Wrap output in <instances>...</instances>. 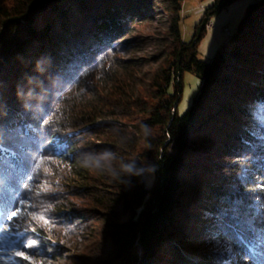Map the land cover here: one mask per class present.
Here are the masks:
<instances>
[{
  "label": "trees",
  "instance_id": "obj_1",
  "mask_svg": "<svg viewBox=\"0 0 264 264\" xmlns=\"http://www.w3.org/2000/svg\"><path fill=\"white\" fill-rule=\"evenodd\" d=\"M181 1L0 0L1 217L25 200L37 168L30 154L51 156L92 205L91 264H221L227 253L208 235L228 240L231 264H264V200L243 198L252 175L264 191V166L251 172L234 159L264 152V125L249 124L243 109L264 100V0L245 7L208 61L197 44L234 0H213L188 42ZM154 13L167 15L169 50L147 78L135 27ZM184 72L200 86L179 114ZM56 207L59 221L82 218Z\"/></svg>",
  "mask_w": 264,
  "mask_h": 264
},
{
  "label": "rangeland",
  "instance_id": "obj_2",
  "mask_svg": "<svg viewBox=\"0 0 264 264\" xmlns=\"http://www.w3.org/2000/svg\"><path fill=\"white\" fill-rule=\"evenodd\" d=\"M212 1H181L179 28L183 41L191 40L195 25L200 21L205 8L210 6ZM254 1L257 0H234L210 17L206 31L197 44L199 60L208 61L219 47L228 44V38L236 30L245 7ZM166 18V14L159 16L154 13V19L142 22L135 27L136 33H134L141 35L142 38L138 42L139 51L134 55L147 58L144 68L147 78L156 75L158 65L164 60V56L161 55L168 49L163 44L167 33ZM156 59L157 63H153ZM181 80L183 90L178 104L179 114L188 107L191 98L198 92L200 86L199 79L191 72H184ZM141 94L146 96L144 91ZM243 109L249 124L253 123L255 127L259 128L264 125V100L249 99V103L245 104ZM102 121L99 120L100 123ZM255 127L251 129L252 132H255ZM242 128L248 133L251 125H242ZM149 133H153V131ZM141 146L145 147L144 144ZM45 153H50L48 148ZM30 155V160H36L37 168L35 174H32L33 178L31 176L32 179L30 178V181L26 183L23 204L17 203L14 198L4 216L1 217L0 211V264H29V261L15 255L17 251H24L26 255L30 256L32 264H91V251L96 248V245L94 235L89 236L88 232L97 226L91 211L92 205L86 198H82L80 193L75 194L74 191H71L76 182L68 173V165L59 164L51 156L34 158L32 154ZM259 156H255L249 151L242 157L234 159L240 160L238 162L248 168V171L255 172L260 170V166H264V162H262L264 160H260L264 158V152ZM225 160L233 159L231 157ZM225 160L224 162H226ZM153 175V170L150 168L143 172L142 178L145 187L151 186ZM188 179L191 180V177L188 176ZM245 192L246 195L243 192L245 202L253 200L258 205V201L261 203L264 200L261 195L264 194V191H262V186L256 175H252L250 182H245ZM52 206L63 210L73 209L75 214L82 218L69 222L67 221L69 219L59 221L55 217ZM12 211L17 212L16 217H11ZM206 238L209 239V243H212L213 247L211 248L217 247L215 252L227 253L221 264H231L228 258L231 257L233 248L230 243H227L228 240L226 242L215 239L211 235ZM189 261L190 264L195 263L196 257H191Z\"/></svg>",
  "mask_w": 264,
  "mask_h": 264
},
{
  "label": "snow or ice",
  "instance_id": "obj_3",
  "mask_svg": "<svg viewBox=\"0 0 264 264\" xmlns=\"http://www.w3.org/2000/svg\"><path fill=\"white\" fill-rule=\"evenodd\" d=\"M25 187H27V185H25ZM17 216V212L16 211H12L11 212V217H16ZM11 217H9V219H11ZM41 219H43V217H41ZM45 223H47V221L45 220ZM32 231H35V229H32ZM33 243H35V241H33ZM15 255L17 257L22 258L23 260L29 261V264H32V259L30 256L26 255L24 251H17L15 253Z\"/></svg>",
  "mask_w": 264,
  "mask_h": 264
}]
</instances>
